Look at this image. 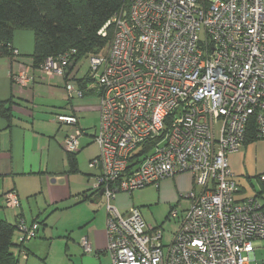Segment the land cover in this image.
Segmentation results:
<instances>
[{"label": "built area", "instance_id": "2783aa9c", "mask_svg": "<svg viewBox=\"0 0 264 264\" xmlns=\"http://www.w3.org/2000/svg\"><path fill=\"white\" fill-rule=\"evenodd\" d=\"M109 27L106 48L87 57L95 87L65 82L68 100L98 96V154L88 165L106 203L109 264H249L253 242L264 239V205L257 197L235 200L228 156L242 148L250 124L264 140V0H129L98 34L106 38ZM68 60L22 66L12 82L66 79ZM55 119L74 128L64 152L79 151L87 134L78 118ZM180 174L192 178L183 196L189 206L170 211L178 227L167 242L139 208L122 214L112 204L120 193L157 188ZM257 179L264 190V173ZM3 198L8 209L19 208L14 191ZM37 229L19 219L18 242ZM80 246L91 252L86 237Z\"/></svg>", "mask_w": 264, "mask_h": 264}, {"label": "crops", "instance_id": "0c3cea01", "mask_svg": "<svg viewBox=\"0 0 264 264\" xmlns=\"http://www.w3.org/2000/svg\"><path fill=\"white\" fill-rule=\"evenodd\" d=\"M13 47L17 51L16 55L12 58H0V103H5L10 108L8 120L0 117V219L13 225H16L19 219L26 222V209L33 218L31 223L33 221L38 222L36 236L39 235L41 228L43 237L49 238L51 235L50 230H48V220L51 216L55 214L62 216L63 213L81 212L83 210L84 215L76 220L75 226L79 228L86 226L87 231L84 237L91 244V252L85 256L83 250L79 254L77 251L79 249H77L76 255L69 254V243L65 245L64 252L66 255L75 257L77 264H109L110 258L106 252L107 241L104 224L106 212L103 215L100 214L99 196L98 193H93V181L89 178L94 177L97 173L91 169L89 171L79 169L77 156V172L71 171L67 153L64 152L62 143L66 136L74 132L73 127L56 124L58 128L56 132H52L46 128L45 122L39 119L40 115L44 113L43 108H46L44 102L52 94L56 95V92H59L61 94L59 98L63 96L66 103L64 107L61 106V103L57 104L58 109H56L55 114H74L79 120L78 128L86 132L82 122L89 112L96 111L98 113V96L97 100L90 99L94 92H87L81 99H66V80L73 79L72 81L79 87L77 82L80 79H77V65L66 79L45 78L35 80L26 87L16 85L11 79L13 73L18 72L22 66L34 70L31 58L34 48L33 33L28 30L15 31ZM89 85L90 83L84 85L83 90ZM39 110L41 111L39 112ZM62 126L66 127L64 133L59 132ZM84 145L89 144L88 142L82 144L81 149ZM246 145L248 144H244L239 150V155H247L249 148ZM96 155H93L88 162ZM232 156L230 154L229 157ZM79 172L81 175L77 179L74 174ZM231 173L234 174L232 171ZM263 173L264 171L260 174ZM191 189V175L180 174L172 179L161 181L156 191L161 203L179 206L181 196ZM10 191H14L18 196L20 206L17 209L5 208L3 196ZM243 194L239 188L235 200L247 199ZM131 195L123 193L117 195L113 205L120 213L123 214L130 207H134L130 204ZM83 197L86 198L84 201H82ZM252 197L259 198L264 205V190L260 185L259 190ZM182 211L184 210L181 209L179 212ZM17 236L14 238L15 241ZM68 239L66 240L68 241ZM253 247L254 252L251 261L254 264H264V239L254 241ZM26 250H28V254L25 253L20 256L19 264H29L30 255L37 257V249L33 245L26 247ZM45 260L46 257L41 259L43 264H45Z\"/></svg>", "mask_w": 264, "mask_h": 264}, {"label": "trees", "instance_id": "16d2710c", "mask_svg": "<svg viewBox=\"0 0 264 264\" xmlns=\"http://www.w3.org/2000/svg\"><path fill=\"white\" fill-rule=\"evenodd\" d=\"M128 3L129 0H0V58H12L14 32L28 30L34 37L32 68H40L48 58L68 55L66 73L69 75L83 58L106 48L111 29L108 28L106 38L98 32ZM90 82L84 78L77 83L83 90ZM0 117L6 120L10 117V108L5 103H0ZM254 135L255 126L250 124L244 144L256 141ZM80 150L67 154L72 172H77L76 155ZM16 230L17 224L0 219V264H19L21 254H28L25 244L18 242V238L14 240Z\"/></svg>", "mask_w": 264, "mask_h": 264}, {"label": "rangeland", "instance_id": "374dc122", "mask_svg": "<svg viewBox=\"0 0 264 264\" xmlns=\"http://www.w3.org/2000/svg\"><path fill=\"white\" fill-rule=\"evenodd\" d=\"M77 68V79H84L88 77L89 64L87 58H83L80 62H78ZM92 84L95 87V83H90V85ZM59 95L61 94L59 92H56V95L52 94L50 98L44 102L46 108H43L44 113L39 117L40 121L45 122L46 128L50 129V131L52 132H56L58 128V123L55 119V112L56 109H58L57 104L61 103V106L64 107V104L66 103L63 96H60L59 98ZM90 99L97 100V94L94 93L93 97H91ZM40 111L41 110H39V112ZM81 120L83 121V119ZM97 122L98 113H96V111L89 112L82 122L83 126L86 128L87 135L82 136V141L80 140V143L81 146L82 144H86V142H88L89 144L84 145V147L76 155L78 168L82 171L90 170L88 160L93 155L98 154V146L94 142H92V134L94 133V127L97 125ZM64 131H66V127L62 126L59 132L64 133ZM247 144L248 145L246 146L249 148L247 155H239V151L232 154V159L229 157V155L228 165L229 169H231V171L234 173L233 179L238 184L239 188L243 191V195L246 198H252L255 192L259 190L257 177L264 171L262 170V167H264V140H256ZM74 175L78 179V176H80L81 174L79 172L78 174ZM89 178L93 181L94 184V177L91 176ZM158 188L159 186L157 188L155 186H149L143 190L134 191L130 197V204L141 209V214L148 225H150L151 227H159L162 230L163 241L167 242L171 239L172 234L178 227V220H173L168 217L171 209L174 208V210L178 211H180L181 209L186 210L189 206V201L183 198V196L185 195L184 194L180 198L179 206H169L168 204H163L158 199L156 191ZM82 211L83 210H81V212L71 211L63 213L62 216H59L57 214L51 216L48 220V224L50 225H48V230H50L49 232L51 237L47 238L46 236L44 238L43 231L40 228L39 235L25 243L27 248L33 245L37 249V257H34L32 255L29 256V264H43L41 259L44 257H46L45 264H77L74 259L75 257L70 256L69 254L73 253L74 255H76L75 251L77 249H79L77 250L79 254L82 252L80 241L85 236L87 229L86 226L83 228L75 226L77 224L76 220L80 216L84 215V212ZM106 211L105 200L103 198H99L100 214L103 215V213ZM25 216L27 223L25 221L24 222L29 225L33 218H31V214L26 209ZM104 224L106 226L105 219ZM79 232L82 233L78 234ZM17 234L18 231L16 230L14 238H16ZM67 238H69L68 241L66 240ZM67 243H69L70 249L69 254L66 255L64 252V247ZM250 264L254 263L251 261Z\"/></svg>", "mask_w": 264, "mask_h": 264}, {"label": "water", "instance_id": "95a60500", "mask_svg": "<svg viewBox=\"0 0 264 264\" xmlns=\"http://www.w3.org/2000/svg\"><path fill=\"white\" fill-rule=\"evenodd\" d=\"M72 66H70V68H71ZM98 196H99V198L102 196V192H100L99 194H98Z\"/></svg>", "mask_w": 264, "mask_h": 264}]
</instances>
